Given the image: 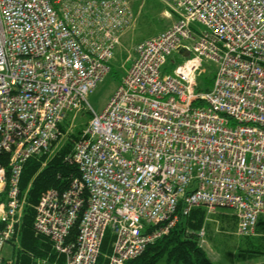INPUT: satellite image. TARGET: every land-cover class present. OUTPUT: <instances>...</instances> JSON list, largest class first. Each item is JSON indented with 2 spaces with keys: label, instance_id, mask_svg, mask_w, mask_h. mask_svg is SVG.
Returning a JSON list of instances; mask_svg holds the SVG:
<instances>
[{
  "label": "built area",
  "instance_id": "obj_1",
  "mask_svg": "<svg viewBox=\"0 0 264 264\" xmlns=\"http://www.w3.org/2000/svg\"><path fill=\"white\" fill-rule=\"evenodd\" d=\"M173 4L177 20L137 43L97 110L88 96L110 73L129 1L0 0V264L21 218L25 162L48 153L83 104L91 118L71 155L79 178L35 207L36 232L65 264H97L108 231V264L137 258L176 224L180 200L186 214L231 208L238 233H254L264 215V0ZM206 64L214 81L197 92Z\"/></svg>",
  "mask_w": 264,
  "mask_h": 264
},
{
  "label": "trees",
  "instance_id": "obj_2",
  "mask_svg": "<svg viewBox=\"0 0 264 264\" xmlns=\"http://www.w3.org/2000/svg\"><path fill=\"white\" fill-rule=\"evenodd\" d=\"M174 64L176 62L170 66ZM110 67V72H112L111 62ZM213 78V76L211 78L201 77L197 92L208 90L211 87ZM203 84H210V86H203ZM195 104H197V101ZM61 129L63 132V125ZM74 139L65 142L52 155L45 153L33 156L25 162L20 189L22 199L24 197L26 202L23 206V215L17 226V232L9 242L13 244L12 256L4 258L2 255L3 264H60L58 262L53 263L52 260L59 259L61 256L66 258L64 254L55 250L52 241L48 237L36 232L34 218L35 206L46 190L49 188L68 189L73 181L79 178L78 166L71 160ZM183 202V200L179 202L178 220L170 232L155 243L150 244L140 256L129 260L126 264H158L161 260H165L168 264H215L206 250L199 245L200 228L207 207H194L186 214L183 212ZM222 208L227 209L228 207ZM263 216L259 218L257 226L261 222L264 230ZM77 233L78 226H75L71 231L70 240H74ZM252 239L262 240L263 243H260V246L257 247L258 245L255 243V245H252ZM111 242L112 234L107 232L97 264H108L106 255L111 251ZM248 247L252 254H264V236L251 238Z\"/></svg>",
  "mask_w": 264,
  "mask_h": 264
},
{
  "label": "rangeland",
  "instance_id": "obj_3",
  "mask_svg": "<svg viewBox=\"0 0 264 264\" xmlns=\"http://www.w3.org/2000/svg\"><path fill=\"white\" fill-rule=\"evenodd\" d=\"M128 1L132 10L133 18L129 27L122 34L119 44L115 49L114 57L111 60L112 72H110L98 87L88 96V101L97 110L105 108L110 97L124 78L129 64L136 55L135 48L137 43L160 33L164 29L170 27L177 20V15L173 9V0ZM196 26L200 25L196 24ZM176 55L179 57L178 53H176ZM182 58L184 57L182 56ZM175 65L176 64L173 66ZM215 68L216 65L214 64H206L203 72L198 78V86L201 77H214ZM167 71L170 72V69ZM212 81H214V78ZM212 84L213 82L211 83V86ZM203 86H210V84H203ZM205 88L207 89V87ZM82 106L83 107L70 111L66 115L62 124L63 134L54 143L51 150L48 152L49 155H52L55 150L59 149L65 142L76 138L74 139L72 146L74 149L75 141L82 136L91 118L90 112L85 107L86 104H83ZM75 135L77 137H74ZM22 201L24 206L26 202L24 197ZM206 211L202 227L200 228V230H205V237L202 238L199 235V245L206 250L212 262L215 264H248V261H250L251 264H264V254H251V256L249 254L250 248L248 247L251 238L264 236V234L260 236V232L264 233L263 228L260 231L259 226H257L253 234L242 236L238 233L239 217L234 210L231 208H217L214 210L206 209ZM22 215L23 209L21 217ZM254 243L259 247L260 243H263V241L252 239V245H255ZM12 251L13 244H6L3 253L9 254L12 253ZM158 264L168 263H166L165 260H161Z\"/></svg>",
  "mask_w": 264,
  "mask_h": 264
},
{
  "label": "crops",
  "instance_id": "obj_4",
  "mask_svg": "<svg viewBox=\"0 0 264 264\" xmlns=\"http://www.w3.org/2000/svg\"><path fill=\"white\" fill-rule=\"evenodd\" d=\"M131 64V63H130ZM130 64H129V66H130ZM128 66V67H129ZM263 219H262V224H263ZM259 229H260V231H261V229H262V226H261V222H260V225H259ZM261 233V232H260ZM264 234V233H263ZM260 235H262V233L260 234ZM251 241V240H250ZM3 252H4V249H3ZM13 252V251H12ZM249 254L251 255L252 253H250L249 252ZM12 256V253H9V254H5V253H3V257L4 258H10ZM252 256V255H251ZM250 260V259H249ZM53 261V263H55V262H58V263H60V264H65L66 263V258H64L63 256H61V257H59V259H54V260H52ZM260 263V262H259ZM248 264H251L250 263V261H248ZM253 264V263H252Z\"/></svg>",
  "mask_w": 264,
  "mask_h": 264
},
{
  "label": "water",
  "instance_id": "obj_5",
  "mask_svg": "<svg viewBox=\"0 0 264 264\" xmlns=\"http://www.w3.org/2000/svg\"><path fill=\"white\" fill-rule=\"evenodd\" d=\"M180 51L182 52V51H183V49L181 48V49H180Z\"/></svg>",
  "mask_w": 264,
  "mask_h": 264
}]
</instances>
